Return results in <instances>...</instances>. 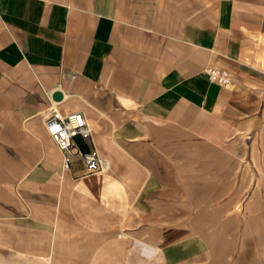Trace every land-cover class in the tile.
<instances>
[{
  "label": "crops",
  "instance_id": "1",
  "mask_svg": "<svg viewBox=\"0 0 264 264\" xmlns=\"http://www.w3.org/2000/svg\"><path fill=\"white\" fill-rule=\"evenodd\" d=\"M0 264H264V0H0Z\"/></svg>",
  "mask_w": 264,
  "mask_h": 264
},
{
  "label": "built area",
  "instance_id": "2",
  "mask_svg": "<svg viewBox=\"0 0 264 264\" xmlns=\"http://www.w3.org/2000/svg\"><path fill=\"white\" fill-rule=\"evenodd\" d=\"M210 81L226 86L232 81V74L227 69L210 66L206 69ZM47 130L51 138L63 155V168L69 169L71 164L81 159L88 174L107 170V162L101 156L97 148L93 147L84 150L77 146L76 137L80 136L85 140L91 137V127L87 124L85 116L81 111L63 113L53 108L52 114L47 118Z\"/></svg>",
  "mask_w": 264,
  "mask_h": 264
},
{
  "label": "water",
  "instance_id": "3",
  "mask_svg": "<svg viewBox=\"0 0 264 264\" xmlns=\"http://www.w3.org/2000/svg\"><path fill=\"white\" fill-rule=\"evenodd\" d=\"M57 95V94H56Z\"/></svg>",
  "mask_w": 264,
  "mask_h": 264
}]
</instances>
